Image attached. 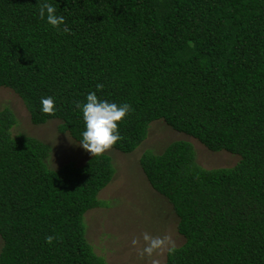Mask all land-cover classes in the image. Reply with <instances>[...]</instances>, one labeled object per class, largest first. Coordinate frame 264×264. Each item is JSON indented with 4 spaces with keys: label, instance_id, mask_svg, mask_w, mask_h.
Returning a JSON list of instances; mask_svg holds the SVG:
<instances>
[{
    "label": "trees",
    "instance_id": "16d2710c",
    "mask_svg": "<svg viewBox=\"0 0 264 264\" xmlns=\"http://www.w3.org/2000/svg\"><path fill=\"white\" fill-rule=\"evenodd\" d=\"M42 2L0 0V88L20 97L33 125L58 120L78 143L86 129L75 104L95 91L134 109L116 151L132 154L163 121L237 156L206 170L179 140L140 166L184 239L166 264H264V0H47L70 33L40 18ZM47 96L55 116L41 111ZM14 126L12 111L0 113V264H108L85 216L107 205L99 195L115 176L112 157L51 169L52 147L13 136Z\"/></svg>",
    "mask_w": 264,
    "mask_h": 264
},
{
    "label": "rangeland",
    "instance_id": "374dc122",
    "mask_svg": "<svg viewBox=\"0 0 264 264\" xmlns=\"http://www.w3.org/2000/svg\"><path fill=\"white\" fill-rule=\"evenodd\" d=\"M9 109L16 119L13 136L24 134L52 147L49 158L51 169H59L67 163L84 165L93 156L84 150L68 134L60 133V121L51 120L44 125H33L30 115L18 95L7 88H0V113ZM185 140L194 146L197 164L206 170L234 167L239 158L228 152H212L198 140L178 133L163 121L152 123L145 142L132 154L112 149L106 155L112 157L115 176L100 193L99 199L107 203L89 211L85 216L86 238L98 256L108 264H149V258H141L131 245L133 237L145 231L150 234H171L180 247L184 239L178 233V219L168 201L148 183L140 166L146 152L161 154L171 143ZM0 238V251L2 248ZM167 252L158 258L166 264Z\"/></svg>",
    "mask_w": 264,
    "mask_h": 264
},
{
    "label": "clouds",
    "instance_id": "9594fccd",
    "mask_svg": "<svg viewBox=\"0 0 264 264\" xmlns=\"http://www.w3.org/2000/svg\"><path fill=\"white\" fill-rule=\"evenodd\" d=\"M56 7L48 3L47 0L40 3L39 16L41 19H47V23L61 30L60 26L64 25L62 31L70 33L71 29L67 26L65 18L57 15ZM103 84H97V90H103ZM41 111L45 115H56L55 98L47 96L40 101ZM75 107L81 109L85 129L82 132V139L79 145L90 153L93 157L102 156L111 151L114 146L123 139L120 134L119 124L132 112L133 107L128 103L117 104L98 98L95 91L90 92L86 97V102H76ZM58 237L49 235L45 238L46 243L51 245ZM131 245L136 248L141 258L147 256L149 264H161L159 256L165 252L175 254L177 251L176 241L171 234L152 235L145 231L139 237L131 239Z\"/></svg>",
    "mask_w": 264,
    "mask_h": 264
}]
</instances>
